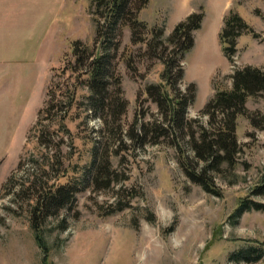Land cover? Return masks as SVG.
<instances>
[{"label":"rangeland","instance_id":"rangeland-1","mask_svg":"<svg viewBox=\"0 0 264 264\" xmlns=\"http://www.w3.org/2000/svg\"><path fill=\"white\" fill-rule=\"evenodd\" d=\"M15 2L20 15L33 7L42 12L46 25L39 34V49L0 80V106L5 110L0 121V264H264V96L250 97L245 104L256 126L245 116L237 118L239 151L233 165L209 173L220 196L192 183L182 168L184 155L194 157L191 133L197 137L200 128L208 126L200 110L215 89L229 90L236 69L252 66L264 72V0H148L139 11V19L149 29L161 28L164 36L190 13H204L194 46L182 62L185 76L178 89L194 83L197 93L186 111L188 125L179 131L166 127L164 114L146 93L148 85L162 82V63L148 56L144 44H133L128 29L114 58L126 102L121 128L106 127L89 109V89L72 72H61L64 65L74 64L69 50L73 41L92 42V0ZM229 11L258 35L243 33L231 61L219 42ZM55 85L64 90L80 86L76 105L65 114L61 103L62 110L55 109L43 121L49 133L45 131L40 147L33 114L47 100V86ZM61 117L64 127L58 126ZM153 128L167 131L155 136ZM93 146L106 153L114 182L103 188L89 180L73 204L42 220L40 231L48 248L44 257L31 228L35 189H27L36 178L50 186L63 169L67 177L58 183L80 178ZM52 161L56 166L49 167ZM196 162L192 164L199 169ZM242 200L263 208L235 214ZM120 207L124 209L118 211ZM254 247L258 259L238 257V252Z\"/></svg>","mask_w":264,"mask_h":264},{"label":"trees","instance_id":"trees-1","mask_svg":"<svg viewBox=\"0 0 264 264\" xmlns=\"http://www.w3.org/2000/svg\"><path fill=\"white\" fill-rule=\"evenodd\" d=\"M147 3L148 0H92L90 14L93 15L95 31L92 42L84 44L79 40L73 41L69 50L74 58V64L70 67L64 65L61 72H72L76 75V81H82L89 89L87 96L89 109L98 114L106 127L114 125L121 128L120 120L125 113L126 102L121 98L120 77L115 73L114 58L120 47V37L124 29H128L131 42L144 44L148 56L158 59L163 65L162 82L148 85L147 95L164 114L168 129L183 130L188 125L186 111L195 101L197 87L194 83H189L184 91L178 89L185 76L182 62L184 54L194 46V33L201 28L204 13H190L174 26L169 35L164 36L161 28L149 29L148 25L139 19L138 13ZM230 12L223 18V27L219 32L221 50L228 61L236 54L237 42L243 33L258 37L243 18ZM148 34L151 36L149 40L146 38ZM231 79V88L215 89L212 97L200 110L201 115L208 117V126L200 128L197 137L191 133L189 143L194 157L184 155L182 160L185 176L192 183L202 187L205 192L215 196H220V192L209 173L219 172L223 164L233 165L234 157L239 151L236 140L237 118L245 116L253 126H256V118H252L245 104L250 97L264 96V72L260 68L245 66L236 69ZM79 87L65 86L64 90L59 85L47 86V100L38 110L36 123L32 127L39 132L38 146L44 145L45 131L48 132L44 129L46 126L42 125L43 121L50 119L55 109L61 111V103L64 104L65 114L75 106ZM115 88L117 92L114 91ZM64 117L58 120L59 127H64ZM166 129L153 128L152 133L155 136H162ZM193 160L200 162L199 169L192 164ZM55 163L56 161H52L49 167L56 166ZM84 165L80 178L68 177L64 183H58L61 178L67 177L68 170L63 169L50 186L41 185L38 181L40 179L36 178L27 189L29 193L35 189L32 198L34 204L30 212L31 228L34 240L44 257H47L48 248L40 231L42 220L73 204L76 195L87 187L86 183L89 180L92 179L95 187L103 188H109L114 182L110 163L104 151L101 152L93 146L89 162ZM262 208L263 206L256 202L242 200L235 214ZM123 209L124 207H120L117 210ZM237 254L241 259L251 261L258 259L260 252L254 247Z\"/></svg>","mask_w":264,"mask_h":264},{"label":"crops","instance_id":"crops-1","mask_svg":"<svg viewBox=\"0 0 264 264\" xmlns=\"http://www.w3.org/2000/svg\"><path fill=\"white\" fill-rule=\"evenodd\" d=\"M16 3L15 0H0V80L5 73L18 71L20 61L28 60L31 54L39 49L42 42L39 34L42 25H46L42 12L38 13L33 7L31 11L20 15L19 6ZM48 66L51 65L48 64ZM49 74L50 72H48V78ZM0 86H3L1 81ZM37 107L33 114V120L36 117ZM4 116L5 110L1 105V122H3Z\"/></svg>","mask_w":264,"mask_h":264}]
</instances>
